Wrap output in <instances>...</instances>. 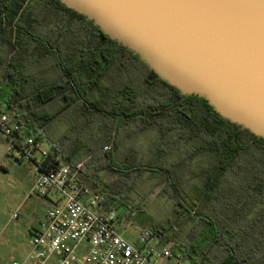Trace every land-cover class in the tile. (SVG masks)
Listing matches in <instances>:
<instances>
[{
    "label": "trees",
    "instance_id": "trees-1",
    "mask_svg": "<svg viewBox=\"0 0 264 264\" xmlns=\"http://www.w3.org/2000/svg\"><path fill=\"white\" fill-rule=\"evenodd\" d=\"M27 1L0 0V70L11 87L2 103L15 112L26 135L47 140L50 158L71 166L111 145L96 167L84 163V179L89 178L88 170L95 176L108 170L123 177L114 156L120 139L131 134L121 136V132L132 123L136 124L133 134L148 127L157 129L160 159L181 142L195 143L182 163L163 162L157 168L133 161L126 169V176L151 172L162 177L164 188L159 192L172 190L179 220L192 224L179 240V224L159 226L153 234L160 233L181 248L186 259L179 262L185 264H264V139L220 116L205 99L183 95L141 57L59 0H30L25 6ZM27 26H47L43 32L50 39L32 36ZM40 60L50 61L54 71L29 82V76L38 73L25 70ZM68 115L72 129L104 137L97 147L87 148L86 158H66L61 153L66 136L53 143L46 135L54 121ZM197 153L211 158L209 176L203 186L194 185L198 193L193 203L181 210L187 203L180 178L190 172V157ZM196 173L192 179L202 176ZM127 186L112 192L95 182L93 190L103 195L106 208L112 210L114 201L126 195Z\"/></svg>",
    "mask_w": 264,
    "mask_h": 264
},
{
    "label": "water",
    "instance_id": "water-1",
    "mask_svg": "<svg viewBox=\"0 0 264 264\" xmlns=\"http://www.w3.org/2000/svg\"><path fill=\"white\" fill-rule=\"evenodd\" d=\"M59 1L183 95L264 139V0Z\"/></svg>",
    "mask_w": 264,
    "mask_h": 264
},
{
    "label": "rangeland",
    "instance_id": "rangeland-1",
    "mask_svg": "<svg viewBox=\"0 0 264 264\" xmlns=\"http://www.w3.org/2000/svg\"><path fill=\"white\" fill-rule=\"evenodd\" d=\"M26 28L32 36L43 41L50 39L49 35L43 32L44 29H48L47 26L41 28L27 26ZM50 66L51 64L48 60H40L38 63L34 61L31 69H26L25 72L31 73L32 71H36L38 74H31L29 82L32 81L31 79L40 78L41 75L46 76L54 71L50 69ZM1 74L2 71L0 70V101L5 102L11 87L8 86L7 80ZM72 123L73 120L69 115L56 121V123L52 124V129L54 130L53 136H57V131H59L60 136L61 134L62 136H66L65 138L67 139L64 141V147L61 149L63 156L66 158H72L73 156V158H86L87 148L97 147L101 144L104 137H102V134L89 137L87 133H82L80 129H72ZM131 125L129 128H126L127 130L121 132V136L126 132L131 134L128 137L125 135L123 136L125 138L120 139L122 140L121 145L116 150L117 153L114 156V160L122 169L123 177L121 178L119 174L104 170L101 172L97 171L98 176L96 175V178L100 180L119 179L120 181L116 180V183L122 182L128 184V190L125 189L127 191L126 195L119 196L121 202L114 201L111 208L120 217L128 216L127 220H123L119 229L120 233L129 242L139 246V239L143 232L149 231L153 234L156 229L160 228L159 226L170 227L176 224L180 225L176 237V240H179L180 237H183L190 230L192 224L179 220L180 217L176 212V200L174 199L172 190L170 192L163 190V193H160L161 188H164L162 177L159 179L156 174L151 172L139 175L134 173L130 176L127 175L128 182H126L125 176L128 171L126 169L131 166L130 162L133 161L136 164L152 163L153 167L157 168L162 167L163 162H167L169 165L177 162L182 163V158L188 152H193L196 144L181 142L179 148L172 150L167 158L165 155L164 158L160 159V156L156 153V148L160 145V139L156 132L157 129L148 127L133 134L131 128L136 129V124L132 123ZM94 126L96 130L97 125L95 124ZM75 146L79 148L76 151L78 154L74 150ZM163 147L166 149L168 145L165 143ZM102 149L90 159H86L87 164L96 167L102 162L105 159V153L102 152ZM113 150L115 149L113 148ZM75 153L77 157H75ZM210 161L211 158L205 154L197 153L195 156L190 157V172L182 173L183 175L180 178L181 192L187 203L183 202V206L179 207L181 210L189 209L190 204L193 203V199L198 193L194 185L203 186L207 181L210 172ZM108 162L113 165V161L109 160ZM87 164L85 163V166ZM195 173H200L202 176L192 179ZM33 183V164L28 161H19L17 159V151L12 150L5 140L0 139V264H11L15 261H23L26 258L31 250L28 232L39 225L46 211L52 206L44 198L30 196L29 193ZM15 213L18 214L17 219L13 218ZM183 222L186 223L185 226L181 225ZM171 234L172 232H168L169 236ZM172 255L169 259L158 260L157 264H178L180 260L184 261L186 259L185 253L179 247H173Z\"/></svg>",
    "mask_w": 264,
    "mask_h": 264
},
{
    "label": "built area",
    "instance_id": "built-area-1",
    "mask_svg": "<svg viewBox=\"0 0 264 264\" xmlns=\"http://www.w3.org/2000/svg\"><path fill=\"white\" fill-rule=\"evenodd\" d=\"M38 137L27 136L15 112L0 102V139L17 151L19 161L33 164L30 196L52 204L28 232L31 250L26 258L11 264H157L173 256L175 243L160 247L157 235L149 231L141 234L139 246L129 242L119 229L128 216L107 209L103 195L86 184L81 172L84 163L71 166L59 158L53 161L50 143ZM109 149L105 146L102 152Z\"/></svg>",
    "mask_w": 264,
    "mask_h": 264
},
{
    "label": "crops",
    "instance_id": "crops-1",
    "mask_svg": "<svg viewBox=\"0 0 264 264\" xmlns=\"http://www.w3.org/2000/svg\"><path fill=\"white\" fill-rule=\"evenodd\" d=\"M54 123H56V121H54L53 122V124ZM52 127H53V125H51V127L48 129V133H46V135L48 136V137H50V139H51V141L53 142V143H57V142H59L62 138H63V136H62V134H61V136H60V134H59V131H57L56 133V137H54L53 136V133H54V130L52 129ZM62 132V131H61ZM59 136V137H58ZM90 159V158H89ZM88 160V159H87ZM87 160H84L83 161V163H88L87 162ZM79 162H76V163H74V164H78ZM88 175H89V178H86V179H84V181L86 182V184L93 190L94 189V184H95V182H98L99 183V185H101V186H103V187H106V189L108 188L109 190H111L112 192L113 191H116V190H120V188H122V186H124V183H122V182H119V183H116L117 181H120L119 179L117 180V179H115V180H113V179H111V180H100V179H98V178H96V176H95V173L93 174V172L91 173V171L90 170H88ZM118 178V177H117ZM117 180V181H116ZM94 191V190H93ZM36 227V226H35ZM157 239H158V244H159V246L160 247H162L163 245H165V244H167L168 242L167 241H165V239L163 238V236L160 234V233H157Z\"/></svg>",
    "mask_w": 264,
    "mask_h": 264
}]
</instances>
